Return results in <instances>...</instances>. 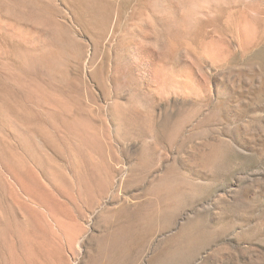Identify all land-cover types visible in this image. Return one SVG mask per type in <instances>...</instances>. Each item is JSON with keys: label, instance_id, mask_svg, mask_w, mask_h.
I'll return each instance as SVG.
<instances>
[{"label": "rangeland", "instance_id": "1", "mask_svg": "<svg viewBox=\"0 0 264 264\" xmlns=\"http://www.w3.org/2000/svg\"><path fill=\"white\" fill-rule=\"evenodd\" d=\"M0 264H264V0H0Z\"/></svg>", "mask_w": 264, "mask_h": 264}]
</instances>
